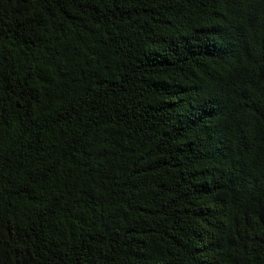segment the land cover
<instances>
[{
    "label": "trees",
    "instance_id": "16d2710c",
    "mask_svg": "<svg viewBox=\"0 0 264 264\" xmlns=\"http://www.w3.org/2000/svg\"><path fill=\"white\" fill-rule=\"evenodd\" d=\"M0 264H264V0H0Z\"/></svg>",
    "mask_w": 264,
    "mask_h": 264
}]
</instances>
